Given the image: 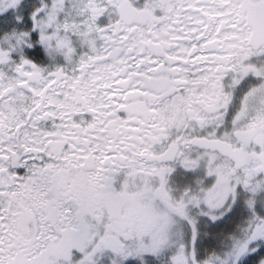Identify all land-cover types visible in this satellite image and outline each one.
<instances>
[{
	"label": "snow or ice",
	"instance_id": "snow-or-ice-1",
	"mask_svg": "<svg viewBox=\"0 0 264 264\" xmlns=\"http://www.w3.org/2000/svg\"><path fill=\"white\" fill-rule=\"evenodd\" d=\"M0 264H264V0H0Z\"/></svg>",
	"mask_w": 264,
	"mask_h": 264
}]
</instances>
